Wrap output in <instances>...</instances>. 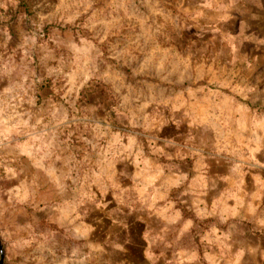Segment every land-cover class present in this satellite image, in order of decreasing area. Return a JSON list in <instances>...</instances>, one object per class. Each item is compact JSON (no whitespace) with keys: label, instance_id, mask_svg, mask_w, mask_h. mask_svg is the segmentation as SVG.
Here are the masks:
<instances>
[{"label":"rangeland","instance_id":"374dc122","mask_svg":"<svg viewBox=\"0 0 264 264\" xmlns=\"http://www.w3.org/2000/svg\"><path fill=\"white\" fill-rule=\"evenodd\" d=\"M262 226L264 0H0V264H264Z\"/></svg>","mask_w":264,"mask_h":264},{"label":"crops","instance_id":"0c3cea01","mask_svg":"<svg viewBox=\"0 0 264 264\" xmlns=\"http://www.w3.org/2000/svg\"><path fill=\"white\" fill-rule=\"evenodd\" d=\"M249 223V222H248ZM253 227V226H252ZM253 230H252V232H254L255 230H254V228H252ZM258 230H264V226H262V227H260ZM254 234H256V235H259L258 237H260L262 234H259V233H254ZM261 238V237H260ZM264 251V250H263Z\"/></svg>","mask_w":264,"mask_h":264},{"label":"trees","instance_id":"16d2710c","mask_svg":"<svg viewBox=\"0 0 264 264\" xmlns=\"http://www.w3.org/2000/svg\"><path fill=\"white\" fill-rule=\"evenodd\" d=\"M202 222H204V220H202Z\"/></svg>","mask_w":264,"mask_h":264}]
</instances>
